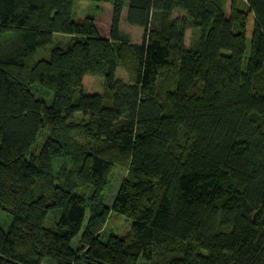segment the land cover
Returning a JSON list of instances; mask_svg holds the SVG:
<instances>
[{"label":"trees","instance_id":"1","mask_svg":"<svg viewBox=\"0 0 264 264\" xmlns=\"http://www.w3.org/2000/svg\"><path fill=\"white\" fill-rule=\"evenodd\" d=\"M75 1L0 0V264L153 263L171 246L159 264H264V0H85L111 6L108 38L72 19ZM125 8L140 43L120 31ZM86 75L102 94L84 92ZM109 210L132 222L129 241L101 240Z\"/></svg>","mask_w":264,"mask_h":264},{"label":"rangeland","instance_id":"2","mask_svg":"<svg viewBox=\"0 0 264 264\" xmlns=\"http://www.w3.org/2000/svg\"><path fill=\"white\" fill-rule=\"evenodd\" d=\"M111 9L112 8L109 5H101L95 2H90V1H85V0H76L73 6L72 19L76 21V20L84 19L86 17L94 18L96 26L98 28L99 35L103 38H108V35H109L108 32H109L110 25H111ZM126 11L127 9L125 8L122 13L120 31L123 33L124 37L128 40V42L131 45L140 43L142 41L143 31L141 28L132 27L126 23L125 21ZM182 15L183 14L181 12H174L172 18L177 19L181 17ZM252 28H253V16L251 14H248L247 24H246V47H247L246 52L247 54L249 53V45H250V37L252 33ZM185 36H186L185 44H186V47H188L190 46V44L194 42V40L197 39V31L192 26L189 25L185 32ZM55 40L65 42L68 40V37L63 36V35H56ZM3 45L9 46L10 43L5 42L4 40ZM50 48L51 46L49 45L45 47L44 49L39 50L37 53L36 59L39 60L42 58L44 59L49 58ZM125 58L126 59H124V62H123L124 65L122 67H118L116 70V78L123 82H127L129 80L128 71L130 67V61L134 59V54L127 51V53H125ZM166 80L164 81V83H166ZM102 81L103 80L98 76H90V75L84 76L83 81H82V87H83L84 92L88 94H102L104 90ZM257 81L258 83H262L264 79H261L260 77H258ZM30 89L37 99L44 100L47 104H51L52 92L48 90H44V89L43 90L39 89L36 85L31 86ZM76 118L80 119V115H77ZM46 135H47V132L45 130H43L40 133L38 140L36 142V145L34 147V150H36L38 146H40V144L43 143ZM78 139H83V138L80 137ZM54 166H55L54 169L56 170L57 165H54ZM113 173H114V176H113L112 183L109 185V187L106 188L108 190L105 194V198L103 201L105 207L108 209H110L113 196L115 192L117 191V189L119 188V185L122 179L126 175V172L124 170H119V169H117L116 171H113ZM81 193L88 195L90 194V191L83 190V192ZM108 212L109 214L107 216V219L105 220L104 224L100 227V230H99V236L101 237V240L106 241L110 236L118 235V236L126 238V241H129L130 239L129 232H130L132 222L129 219L125 218L124 216H118L117 214L112 213V211L110 210ZM60 216H61V212L59 211L49 212L45 220V223H44L45 228L54 227L56 223L58 222ZM88 219H89L88 216H86L84 220V227L88 224V222L89 224L91 223V219L90 220ZM11 220H12V216L8 215L7 213L3 211H0V228L3 231L6 232L8 230ZM81 235H82V230L79 233V235L70 242V246L72 249L75 250L79 247ZM174 249H175V246L161 249L160 251L156 253L153 263L146 262V261L145 262L140 261V264H157V263L159 264L160 261H164V260L167 261V259L170 258L171 256L170 254H175ZM46 262L47 261H44L42 262V264H49L48 262L47 263ZM50 263L53 264L52 262Z\"/></svg>","mask_w":264,"mask_h":264}]
</instances>
